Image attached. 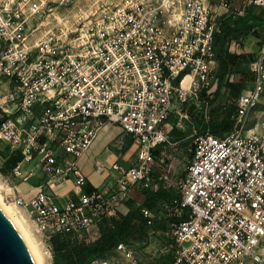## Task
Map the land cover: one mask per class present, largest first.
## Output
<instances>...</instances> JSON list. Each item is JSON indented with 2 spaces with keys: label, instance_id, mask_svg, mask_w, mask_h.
<instances>
[{
  "label": "built area",
  "instance_id": "1",
  "mask_svg": "<svg viewBox=\"0 0 264 264\" xmlns=\"http://www.w3.org/2000/svg\"><path fill=\"white\" fill-rule=\"evenodd\" d=\"M211 15L207 0H0V73L11 86L0 93V154L19 156L0 176L36 177L32 196L14 185L8 197L51 254L52 235L91 239L133 188H162L171 119L188 117L217 79ZM261 31L231 128L217 134L206 116L176 193L140 206L150 233L170 226L166 257L144 262L127 240L83 264H264V121L248 128L264 92V21ZM106 123L122 129L108 147L117 159L94 165L114 183L89 187L77 161Z\"/></svg>",
  "mask_w": 264,
  "mask_h": 264
},
{
  "label": "rangeland",
  "instance_id": "2",
  "mask_svg": "<svg viewBox=\"0 0 264 264\" xmlns=\"http://www.w3.org/2000/svg\"><path fill=\"white\" fill-rule=\"evenodd\" d=\"M62 11L66 12L68 10L65 11L61 8V12ZM236 69L232 70L231 68V71H228L225 74L223 84L219 90L216 100L213 103L210 104L209 101L214 96V91L218 87V78L210 88L198 93L195 103H192L188 107V117H183L180 119V121H178V119H171L172 128L169 130L168 135L170 141L176 143L162 148V151L165 153L164 157L166 158L167 163L164 169L159 171V182L162 185L161 189L166 192L163 197L171 196L172 194L176 193V184L181 177L182 170L184 169L185 163L190 154V145L194 130L202 131L201 126L206 121V116L209 117L208 119H215L219 114H226L231 109H235L236 99L231 95L228 85L232 84L233 89H235L241 84V82H244V87H247L249 80V74L246 72L248 71L247 65L242 66L240 71ZM10 87L11 86L8 78L0 73V93L6 91ZM258 119L264 120V92L260 101L254 108L251 124H253V122ZM111 141L112 139L109 140L107 144H110ZM3 155L4 154L2 152L0 154V172L6 170V167L4 166ZM0 182H4V179L1 178V176ZM2 184L12 187V192L3 189V193L5 196L7 195L6 198H9L8 195L13 193L14 185H17L19 189L22 185V183L18 181H14L13 183L4 182ZM58 189L59 188L57 187V190ZM147 191L148 190L146 189L138 190V200H141L144 197V193ZM19 209L23 212V214L25 213L24 215L31 224V229L36 234V237L41 240L40 235L35 231L34 225L29 219L26 211L20 207ZM168 227L170 226L167 222H158L154 225V232L150 233L149 229H145L138 233L136 237L132 238L134 249L141 256L144 262L166 257L168 249L166 231L168 230ZM262 244H264V240L262 241ZM47 258L49 261L48 264H52V254L48 250Z\"/></svg>",
  "mask_w": 264,
  "mask_h": 264
},
{
  "label": "crops",
  "instance_id": "3",
  "mask_svg": "<svg viewBox=\"0 0 264 264\" xmlns=\"http://www.w3.org/2000/svg\"><path fill=\"white\" fill-rule=\"evenodd\" d=\"M212 7L213 19L218 22V35L225 37L216 40L217 52L220 57L227 59L226 53L234 59L233 64L228 63V68L238 69L247 65L248 60L251 59L259 47V41L262 35V22L264 21V4L253 5L246 4V0H207ZM224 2L228 6L223 5ZM236 9V10H235ZM242 9V13L239 12ZM228 32V33H227ZM254 111V110H253ZM250 113L248 119V128L255 130V123L264 120H256L251 124L252 114ZM257 129V128H256ZM122 133L120 126L112 123H106L99 131L96 139L93 141L91 147L83 153L78 159V165L88 179L89 187L108 188L114 183L112 175L99 173L95 169V160H101L106 164L112 163L117 159L116 154L109 149V140ZM127 153L125 157L120 159V162L126 164ZM36 177L30 178L28 181L21 182L20 189L16 185L17 195L26 194L33 195L32 187L37 183ZM72 186V183L65 182L58 186V192L65 193ZM138 188H133L130 192V197L120 205L118 211L126 213L129 210V205L132 203L134 206L139 205L141 200H138ZM99 235L96 228L89 230V240H93Z\"/></svg>",
  "mask_w": 264,
  "mask_h": 264
},
{
  "label": "trees",
  "instance_id": "4",
  "mask_svg": "<svg viewBox=\"0 0 264 264\" xmlns=\"http://www.w3.org/2000/svg\"><path fill=\"white\" fill-rule=\"evenodd\" d=\"M219 31L214 33V40L219 38H224L225 34L222 36L218 35ZM228 33V32H227ZM214 50L216 52V57L218 59L217 68V78L218 87L214 91V96L210 99V104L216 100L219 90L223 84L224 76L228 71V63L233 64L234 59L226 53L227 59L220 57L217 52L216 41H214ZM233 70V69H232ZM238 71L241 68L236 69ZM247 72V71H246ZM245 83L241 82L235 89L233 85L229 84L231 95L236 99L240 91L245 88ZM235 109H231L226 114H219L215 119H208V124L211 130L217 134H222L229 130L234 122ZM206 123H203L201 128L202 131L205 129ZM4 166L6 167V172L15 165L19 160V156L16 154H11L5 157V152H3ZM144 193V198L142 202L134 206L132 203L129 205V210L126 213H118L117 217L103 219L99 226V235L93 240L86 239L84 237L74 236L71 237L68 234H55L51 237L52 243V264H83L96 256H102L110 252L114 246L120 241L131 240L136 237L141 231L148 229L145 218L140 213V206H146L149 208H155L163 199H167L170 196L163 197L166 192L163 189H158L157 191H152L149 189Z\"/></svg>",
  "mask_w": 264,
  "mask_h": 264
},
{
  "label": "bare ground",
  "instance_id": "5",
  "mask_svg": "<svg viewBox=\"0 0 264 264\" xmlns=\"http://www.w3.org/2000/svg\"><path fill=\"white\" fill-rule=\"evenodd\" d=\"M4 183V182H2ZM0 182V208L13 224L17 232L19 233L21 239L24 242L26 249L28 250L34 264H48L47 250L36 234L31 229V224L29 223L27 217L15 205L14 201L6 198L3 193V189L12 192V187L6 186ZM9 185V184H8ZM49 251V250H48Z\"/></svg>",
  "mask_w": 264,
  "mask_h": 264
},
{
  "label": "water",
  "instance_id": "6",
  "mask_svg": "<svg viewBox=\"0 0 264 264\" xmlns=\"http://www.w3.org/2000/svg\"><path fill=\"white\" fill-rule=\"evenodd\" d=\"M0 264H34L19 233L1 208Z\"/></svg>",
  "mask_w": 264,
  "mask_h": 264
}]
</instances>
